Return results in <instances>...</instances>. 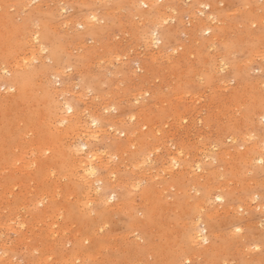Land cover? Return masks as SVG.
I'll list each match as a JSON object with an SVG mask.
<instances>
[{
  "label": "rangeland",
  "instance_id": "rangeland-1",
  "mask_svg": "<svg viewBox=\"0 0 264 264\" xmlns=\"http://www.w3.org/2000/svg\"><path fill=\"white\" fill-rule=\"evenodd\" d=\"M143 1L0 0V170L7 168L0 173V264H7L4 261L11 257V264H67L68 253L78 251L88 235L97 238L93 243L84 241V251L78 252L81 259L71 261L73 264H264V0H145L147 8ZM153 9L154 17H147ZM156 29L159 43L150 42L151 38L146 41L145 33L152 35ZM207 29L210 34L205 32ZM37 33L38 46L32 40ZM21 59H34L30 69L38 73L23 95L11 93L7 84ZM47 86L57 93V101L65 108L74 106V110L66 111L68 116L78 111L83 121L98 118L99 128L103 125L106 130L91 144L84 137L78 139L76 133L64 142L84 147L82 157L94 150L104 163L110 161V167L98 169L99 177L104 179L99 192L112 206L103 213L94 195V212L90 216L81 213L78 207L83 208L81 204L87 202V191L74 176L72 179L71 165L52 167L46 174L54 168L58 172L51 175L53 178L45 176L51 179L46 181L43 174L47 169L38 170L39 165L34 163L35 158H47L37 157L45 140V134L39 133V121L43 120V90ZM129 132H137L131 139L136 145L128 151L119 150L114 144L126 147ZM36 143L41 144L36 147L38 152L32 147ZM178 150L180 166L174 167L175 175L167 162ZM143 155L149 159L139 164L144 162ZM18 156H24L26 162ZM28 158L31 165L27 168H33L28 169L33 170L32 175L26 174ZM20 163L24 167L18 166ZM95 163L99 165L100 161ZM184 165L191 169L181 179ZM8 169H16L12 170L15 176ZM22 169L25 173L20 172ZM111 170L117 175L108 174ZM62 175L65 178L58 180ZM126 179L132 182L128 180L132 185L127 190ZM120 181L123 185H116ZM28 183L34 187L27 188ZM53 185H59L61 192L52 189ZM134 185L139 186L137 190ZM6 188L9 190L4 193ZM51 189L62 198L48 196L54 192ZM41 195L49 198L45 204L50 207L45 211L43 206L37 210L33 206ZM218 196L224 197L223 203L217 201ZM59 197L61 201L56 200ZM127 197L129 202L121 206L126 213L115 210L118 201ZM198 199L204 200L205 208L193 213ZM77 200L83 201L79 205ZM44 217L54 226L47 227ZM190 222L206 230L208 241H202L200 248L208 252L188 251L184 233ZM69 223L67 231L64 227ZM48 228L55 235H50ZM23 238L29 240L26 244L31 249L21 247L26 242ZM51 240L59 241L56 245L63 249L55 248ZM44 250L54 259L44 257L49 255ZM41 257L47 261H40Z\"/></svg>",
  "mask_w": 264,
  "mask_h": 264
},
{
  "label": "bare ground",
  "instance_id": "bare-ground-1",
  "mask_svg": "<svg viewBox=\"0 0 264 264\" xmlns=\"http://www.w3.org/2000/svg\"><path fill=\"white\" fill-rule=\"evenodd\" d=\"M78 1V0H77ZM81 2V1H80ZM148 3V1H143V3L142 2H140V3H142L143 5H145V4H147ZM138 3V5H141V4H139V2H137ZM150 3V2H149ZM55 4V3H54ZM133 5L136 7L137 5H136V3H133ZM151 5L152 6H154L155 4H152V2H151ZM154 7H156V6H154ZM153 7V8H154ZM152 9V8H151ZM155 10L153 9V10H151V11H149L148 12V14H147V17H150V18H153L154 17V15L152 14L153 12H154ZM158 11V10H157ZM200 21H202L203 19H199ZM101 23V22H100ZM89 23H86V25H88ZM205 24V23H204ZM204 24H201V25H204ZM206 25V24H205ZM89 28V27H88ZM87 28V29H88ZM87 31H89V30H87ZM207 34H210L211 33V30L210 29H207L206 31H205ZM30 35H32V34H30ZM44 35V34H43ZM32 36H34V37H32V40L34 41V44L36 45L37 43H39L40 44V35H39V33H37V34H35V35H32ZM82 36V35H81ZM145 36H146V41L147 40H149L150 41V38L152 39L150 42H154V43H159V41H158V38H157V36H158V30L156 29L153 33H152V35H150V33H148V32H146L145 33ZM152 36V37H151ZM46 36H44V38H45ZM27 38H29V37H27ZM43 38V39H44ZM24 39V38H23ZM27 40V39H26ZM31 40V38L29 39V41ZM31 40V41H32ZM32 41V42H33ZM156 41V42H155ZM35 42H37V43H35ZM29 43V42H28ZM31 43V42H30ZM43 45V44H42ZM150 45H151V43H150ZM150 45H147V46H149L150 47ZM29 46H30V44H29ZM32 46V45H31ZM37 46H38V44H37ZM36 46V47H37ZM32 48H34V47H32ZM39 49H40V47H39ZM47 49V48H46ZM42 50V49H41ZM44 50V49H43ZM29 51V50H28ZM35 51H37V49L35 50ZM28 53V52H27ZM57 55V53H55L54 55H53V57L54 56H56ZM29 57V56H28ZM30 58V57H29ZM160 59V58H159ZM16 60V59H15ZM32 60V59H31ZM31 60H28V59H21V60H19L18 62H17V65H15V68L13 69L14 71H13V77H12V79L10 80V81H8L7 82V84L9 85V90H11V93L13 92H19L21 95H23L24 93H25V91L26 90H28V87H30V84H31V82H32V77L33 76H35L36 74H38L37 72H36V70L33 68V69H30V65L32 66V63H33V61H34V59L31 61ZM12 63V62H11ZM10 65V64H9ZM11 67V66H10ZM3 68V67H2ZM5 69H7V68H5ZM2 70V69H1ZM6 71V70H5ZM5 71H2V72H4L5 73ZM10 71V70H9ZM12 72V71H11ZM1 76V75H0ZM49 77V76H48ZM42 82V81H41ZM38 83V82H37ZM43 92H44V107H45V111H44V114H43V120L42 121H44V122H42L41 120V122L39 121V124H41V126H42V130H41V132H39L40 133V135H43V134H45V140H44V142L42 143V147H41V149L43 148V151H41V149L40 148H38L39 146V144L38 143H36L37 144V146H34L33 144H32V147H34L35 149H36V147L38 148V150H39V152H38V150L36 149L35 151H37L38 152V154H39V156H37V157H47L46 159H39V158H35V160H34V163L35 164H37V166L39 165V169L38 170H45V169H47V170H45L46 172H45V174H43L44 176L43 177H45V176H50L49 178H53V176L51 177V175L54 173V174H57V172H58V170L56 171V166L57 165H62V164H65L66 166H68V164L69 165H71L72 166V174H71V176H72V179H74L75 180V178L77 179L76 181H78V183L80 182V184L84 187V188H86V191L87 192H84L85 193V196L88 198V200H87V198H86V200H87V202H85V200H84V202L85 203H83V204H81L82 206H83V208L82 207H78V208H80V209H82L81 210V213H82V211L84 212V214H86L87 216H90L93 212H94V208L92 209L91 208V205L93 204V200L95 199L94 197H98L97 198V200H96V202L99 200V206H100V209H102V211H101V213H103V212H105V211H107V210H109L110 209V207H112L110 204H108V201H107V199H105V197H104V195L102 194V193H100L99 192V190L100 189H102L103 187H102V184H101V182H103V180L104 179H102V178H100L99 177V174H98V169L99 168H107V167H110L111 166V164H110V166H108V164L110 163V161H108V160H106L107 162L106 163H104V160H103V158H101L100 157V155L99 154H97V153H95L94 152V150H92V152H94V153H90V155H88L87 156V154H86V157H82V150H83V148L84 147H82V149H79L78 147H73V143H71V145L72 146H70L69 145V142L68 143H64L65 142V140H71V134H74V133H76V135H78L77 136V138L79 137V136H81L82 138L84 137L85 138V141L88 143V144H91V141L92 140H97V139H99L100 137H101V133L102 132H106V130H104V126L102 125L101 126V128H99L100 126H98V123H100L101 122V120L100 119H98V118H96V120L94 119L92 122L90 121V122H86V121H83L82 120V118H81V114L78 112V111H76L75 113H73L72 115H70V116H68L67 114H66V111H69V109H71V111L72 110H74V106H67L66 108L64 107L65 105L64 104H60L58 101H57V93L56 92H53L52 91V89H51V87H49V86H47V87H45V89L43 90ZM7 97V96H6ZM58 99H60V98H58ZM138 100V99H137ZM94 101V100H93ZM64 105V106H63ZM89 107V106H88ZM1 108L3 109L4 108V106L3 105H1ZM9 110V109H8ZM78 110V109H77ZM108 110V109H107ZM13 111V110H12ZM19 111H21V110H19ZM25 111V110H24ZM24 111H22V113L24 112ZM18 114H19V112H17ZM94 118V117H93ZM41 119H42V117H41ZM84 119V118H83ZM263 119H264V117H263ZM100 121V122H99ZM22 122V121H21ZM21 122H19L20 124H21ZM30 122V120H28V123ZM179 122V121H178ZM43 123V124H42ZM89 123H93L94 124V126L96 127V129L94 130L93 128H91V126H90V124ZM146 124V123H145ZM145 124H144V126H145ZM19 126V125H18ZM93 127V126H92ZM111 127L113 128V126L111 125ZM152 127V126H151ZM157 127V126H156ZM14 128H15V126H14ZM114 129V128H113ZM141 129H143V126H142V128ZM104 130V131H103ZM139 130V129H138ZM164 130V129H163ZM141 131H143V130H141ZM32 132V131H31ZM27 133V132H26ZM122 133V132H121ZM135 133H137V132H129V138L127 137L126 139H129L130 140V142H132V143H128V145H126V147H124L123 148V146L119 143L118 145H115L114 144V146H117L118 148H119V150H121V149H125V151H128V150H126L127 148L129 149L130 147L132 148V147H134L135 145H136V143L134 144L133 143V140H131V139H133V135L135 134ZM28 134V133H27ZM27 134H26V136H27ZM34 134V133H33ZM106 134V133H105ZM23 136V135H22ZM25 136V137H26ZM73 136V135H72ZM157 136V135H156ZM171 136V135H170ZM25 137H23V139L25 138ZM33 137V136H32ZM109 137H111V136H109ZM74 138H76V137H74ZM73 138V139H74ZM83 138V139H84ZM169 138V137H168ZM178 138V137H177ZM79 139V138H78ZM87 139V140H86ZM75 140V139H74ZM81 140V139H80ZM147 140V139H146ZM24 141V140H23ZM22 141V142H23ZM110 141V140H109ZM172 141V140H171ZM21 142V141H20ZM19 142V143H20ZM36 142V141H35ZM85 142V144H87ZM169 142V141H168ZM93 143H95V142H93ZM166 143V142H165ZM83 144V143H82ZM84 144V145H85ZM19 145V144H18ZM17 145V146H18ZM21 145V144H20ZM137 145H139V144H137ZM157 145V144H156ZM75 146V145H74ZM83 146V145H82ZM87 146L88 145H86L85 147L87 148ZM164 146V145H163ZM163 146H162V148H163ZM199 146V145H198ZM30 147H31V145H30ZM31 147V148H32ZM81 147V146H80ZM159 147V146H158ZM14 148V147H13ZM18 148V147H17ZM33 148V149H34ZM121 148V149H120ZM157 148V147H156ZM155 148V149H156ZM160 148V147H159ZM15 149V148H14ZM19 149H20V147H19ZM94 149H96V148H94ZM99 149V148H98ZM154 149V148H153ZM152 149V150H153ZM167 149V148H166ZM130 150V149H129ZM132 151H133V149H131ZM151 150V151H152ZM157 150H158V148H157ZM157 150H155V152L157 151ZM163 150V149H162ZM161 150V151H162ZM180 150V149H179ZM178 150V151H179ZM34 151V152H35ZM80 151H82L81 153H80ZM90 151V150H89ZM97 152H98V150H96ZM154 151V150H153ZM160 151V152H161ZM13 152V151H12ZM15 152V151H14ZM19 152V151H18ZM34 152H33V154H34ZM37 152H35V154L37 153ZM120 152H123V153H125L123 150L122 151H120ZM147 152H150V150L148 151L147 150ZM180 152V151H179ZM179 152H177V154L176 155H174V157H171L170 158V160H169V162H167L168 164H169V167H170V169L172 170V172H173V169H174V167H179L180 166V157H179V155L178 154H181V152L179 153ZM15 153H17V152H15ZM22 153H24V152H22ZM27 153H29V152H27ZM31 153V152H30ZM141 153H143V150H141ZM48 154H49V156H48ZM108 154V153H107ZM121 154V156L123 155L122 153H120ZM152 153H150V154H148L149 156L151 155ZM154 154V153H153ZM158 154H159V152H158ZM171 154H173V153H171ZM202 154H203V152H202ZM103 155V154H102ZM114 155V154H113ZM116 155V154H115ZM125 155V154H124ZM177 155H178V157H177ZM32 156V155H31ZM35 156V155H34ZM117 156V155H116ZM120 156V155H119ZM126 156V155H125ZM144 157V162L143 163H139L138 161H137V163H139V164H145V162H147V160L149 159V157H147V158H145V155H143ZM154 156V155H153ZM159 155H157V156H155V157H158ZM160 156H162V155H160ZM159 156V157H160ZM170 156V155H169ZM189 156H190V154H189ZM22 157V156H21ZM36 157V156H35ZM118 157V156H117ZM123 157V156H122ZM18 158H20V156H18ZM31 158V157H30ZM34 158V157H33ZM21 159V158H20ZM19 159V160H20ZM23 159H25V161H22L23 163L24 162H26V158L23 156ZM23 159H21V160H23ZM155 159V158H154ZM19 160H17V161H19ZM31 159H29L28 158V163L27 164H25L26 165V169H27V172H26V174L28 173H31V175H32V172H33V170H30L29 172H28V169L30 168V166H29V168H27V166H28V164H29V161H30ZM33 160H32V162H30V163H33ZM97 160H99L100 161V164L98 165V164H96L95 162L97 161ZM163 160H165V159H163ZM167 160V159H166ZM198 160V159H197ZM15 161V160H14ZM136 161V160H135ZM151 161H152V159H151ZM21 162V163H22ZM113 162H114V159H113ZM11 163H13V165H17V164H15L16 163V161H15V163L13 162V161H11ZM20 163V165L18 164V166H20L21 168L22 167H24L23 166V164H21ZM166 163V164H167ZM113 164V163H112ZM132 165H134L133 163H131ZM130 164V165H131ZM183 164V163H182ZM29 165H31V164H29ZM137 165V164H136ZM135 165V166H136ZM33 166H34V169H36L35 167H37V166H35L34 164H33ZM32 166V167H33ZM55 166V168H54V170H53V172H50L49 174H46L47 173V171H50V169L52 168V167H54ZM123 166V165H122ZM134 166V167H135ZM139 166V165H138ZM142 166V165H141ZM189 166V165H188ZM14 167V166H13ZM13 167H11V168H13ZM17 167V166H16ZM121 167V166H120ZM134 167H132V168H134ZM137 167V166H136ZM9 168V167H8ZM21 168H17V169H21ZM25 168H23V169H25ZM113 168V167H112ZM111 168V169H112ZM118 168V167H117ZM125 168H126V166H125ZM124 168V169H125ZM167 168H168V166H167ZM166 168V169H167ZM189 168L191 169V167H186V165H184V167L183 168H181V172H180V170H179V172H177V174L179 173V178H184L185 177V173L184 172H187V173H190L188 170H189ZM3 169V168H2ZM0 170V173L2 172V171H5L6 169H3V170ZM21 170L20 172H22L23 173V171H24V173H25V170ZM30 169H33V168H30ZM49 169V170H48ZM53 169V168H52ZM51 169V170H52ZM140 169V168H139ZM165 169V168H164ZM197 169V168H196ZM11 170V169H10ZM9 169L7 170L9 173H11L12 175H14L15 176V174L13 173L15 170L14 169H12L13 170V172H12V170L10 171ZM19 170H18V172H19ZM37 170V171H38ZM115 170V169H114ZM127 170V169H126ZM131 170V169H130ZM136 170V169H135ZM135 170L133 169L132 171L133 172H135ZM169 170V169H168ZM17 171V170H16ZM32 171V172H31ZM54 171H56V173L54 172ZM112 171V170H111ZM117 171V170H116ZM115 171V172H116ZM145 171V170H144ZM149 171V170H148ZM69 172V171H68ZM110 172V171H109ZM138 172V171H137ZM161 172H162V170H161ZM170 172V171H169ZM172 172H170L171 174H172ZM151 173V172H150ZM156 173V172H155ZM173 173H175V175H176V172H173ZM186 173V174H187ZM8 174V173H7ZM18 174V173H17ZM53 174V175H54ZM108 174H110V175H117V174H114V172L112 171V173H108ZM169 173L167 172V175H168ZM171 174H169V175H171ZM1 175V174H0ZM30 175V174H29ZM67 175H68V177H69V175L70 174H66V176H65V174H64V176L65 177H67ZM143 175V174H142ZM148 175V174H147ZM152 175V174H151ZM159 175V174H158ZM200 175V174H199ZM18 176V175H17ZM63 175H62V177H60V178H58V180H60L61 178L63 179V177H64ZM73 176L75 177V178H73ZM137 176V175H136ZM162 176V175H161ZM3 177V176H2ZM56 177V176H55ZM64 177V178H65ZM109 177V176H108ZM117 177V176H116ZM138 177V176H137ZM148 177V176H147ZM169 177V176H168ZM171 177V176H170ZM175 177V176H174ZM200 177H204V176H200ZM1 178V177H0ZM153 178V177H152ZM163 178V177H162ZM43 179H47L48 180V178H43ZM55 179V178H54ZM54 179H52V180H54ZM62 179H61V181H62ZM66 179H68L69 180V178H66ZM66 179H64V180H66ZM110 179V178H109ZM108 179V180H109ZM115 179V181H116V178H114ZM134 179V178H133ZM150 179V178H149ZM181 179H180V181H181ZM203 179V178H202ZM46 180V181H47ZM51 179H49L48 181H50ZM56 180H57V178H56ZM56 180H54L55 181V185H56ZM57 180V181H58ZM127 180V179H126ZM129 180V179H128ZM128 180H127V182H128ZM136 180H138V178L136 179ZM165 180H166V177H165ZM75 181V182H76ZM110 181V180H109ZM130 181V180H129ZM134 181V180H133ZM197 181H198V183H199V178L197 179ZM31 182H33V179L31 180ZM59 182V181H58ZM112 182V181H111ZM113 182H114V180H113ZM131 182V181H130ZM130 182H128L127 184H126V186H124V188L127 190V188H129L130 189V187H131V183ZM60 183L61 182H59V185H60ZM63 183H64V181H63ZM77 183V182H76ZM96 183H99V187H98V185L96 186ZM119 183H123V181H120V182H118V183H116V185H118ZM136 182H134V184H135ZM21 184H22V182H21ZM20 183L18 184V185H16V184H13V188L11 189L10 187V189L11 190H13L14 189V186L16 185L17 186V188L21 185ZM28 184H30V185H28ZM28 184H26V186H27V188L29 187V186H33V184L32 183H28ZM139 185H140V183H138ZM55 185H53V187H55ZM58 185V187H59V189H58V187L56 188H52V189H54L55 191L57 190V192L61 189L60 188V186ZM101 185V186H100ZM115 185V183L112 185V188H114L113 186ZM120 185V184H119ZM123 185V184H122ZM173 185V184H172ZM25 186V187H26ZM57 186V185H56ZM63 186V185H62ZM121 186V185H120ZM11 187H12V185H11ZM25 187H24V189H25ZM34 187V186H33ZM69 187H70V185H69ZM115 187H118L119 188V186H115ZM138 185H134L133 186V189H135V190H137L138 189ZM168 187H170V186H168ZM117 188V189H118ZM1 189V188H0ZM34 189H36V188H34ZM51 189V192H53L54 190H52ZM62 189H64L63 187H62ZM73 189V188H72ZM168 189V188H167ZM166 189V190H167ZM172 189V188H171ZM1 190H3V188L1 189ZM7 190H9L8 188H6V189H4V193H7ZM11 190H10V192H11ZM23 189L21 188V190L20 191H22ZM31 190H33V188H31ZM125 190V191H126ZM163 190V192H164V190H165V188H163L162 189ZM211 190V189H210ZM19 191V190H18ZM24 191V190H23ZM34 191V190H33ZM54 191V192H55ZM70 191H71V189H70ZM69 191V193L72 195V197L74 196V197H76L75 196V194L73 195L72 194V191L70 192ZM84 191V190H83ZM134 191V190H133ZM10 192L8 191V193L10 194ZM14 192V191H13ZM13 192H11V194L13 193ZM26 192V191H25ZM29 192H30V190H29ZM54 192L52 193V194H48V196L49 195H51V198H55L54 197V195H56V193L57 192H55V194H54ZM59 192H61V191H59ZM82 192V191H81ZM144 192H146V191H144ZM180 192H182V191H180ZM18 193V192H17ZM31 193V192H30ZM44 193V192H43ZM46 193V192H45ZM44 193V194H45ZM74 193V192H73ZM130 193V192H129ZM135 193V192H134ZM186 193V192H185ZM42 194V193H41ZM43 194V195H44ZM62 194V193H61ZM197 194V193H196ZM4 196H5V198H6V196H8V197H10V195H5V194H3ZM14 195H15V192H14ZM22 195V194H21ZM37 195H38V192H37ZM39 195H40V193H39ZM43 195H41L42 196V198L40 199L39 197V200H38V202H37V200L36 201H34V202H31V204L33 203H36V204H32L33 206H35L34 208L37 210V209H40V207H42L43 206V210L45 211V209H47L48 207H50V206H47L45 203V201L46 200H49V198L48 199H46L45 197L47 196L46 194V196H43ZM52 195H53V197H52ZM58 196L60 195V193H58L57 194ZM57 195H56V197H57ZM69 194H67L66 196H68ZM71 195H69V197L71 198ZM82 195H84L83 193H82ZM94 195V197H93V199H92V196ZM96 195V196H95ZM20 196V195H19ZM31 196V195H30ZM60 197L62 198V196L60 195ZM59 197V198H60ZM218 197H219V199H218ZM217 197V201L218 202H220V203H223L224 202V197L223 196H218ZM26 198H27V196H26ZM59 198H57L56 200L58 201V200H60L61 201V198L59 199ZM66 198H68V197H66ZM112 200L115 198V195H113L112 197ZM122 198V197H121ZM161 198V197H160ZM168 198V197H167ZM209 198V197H208ZM1 199V198H0ZM9 199V198H8ZM10 199H11V197H10ZM73 199V198H72ZM75 199V198H74ZM77 199V198H76ZM84 199V198H83ZM2 200V199H1ZM52 200H55V199H52ZM79 200V199H78ZM78 200H77V202L76 203H82V201H80V202H78ZM110 200V199H109ZM111 200V201H112ZM121 200V199H120ZM127 200H128V202H129V199H128V197L125 199L124 198V200L123 201H118L119 203L117 204V206L119 207L120 206V208H118L117 206V208L115 209L114 207V209L115 210H117L118 212H120L119 210L120 209H122V211L121 212H124V210L125 209H123V207L121 208V206H124V204L126 205L127 203ZM139 200V199H138ZM5 202L7 201V200H4ZM26 201V200H25ZM25 201H23V202H25ZM67 201V200H66ZM69 201H71V200H69ZM74 201V200H73ZM135 201H136V199H135ZM204 201V200H203ZM203 201H201V199H198L197 201H195L194 202V206L192 207V209H193V213H196L197 211L199 212L202 208H205V205H203L205 202H203ZM1 202V201H0ZM8 202V201H7ZM26 202H28V201H26ZM68 202V201H67ZM72 202V201H71ZM94 202H95V200H94ZM131 202V201H130ZM132 202H133V200H132ZM10 203V202H9ZM29 203V202H28ZM110 203V202H109ZM188 203V202H187ZM0 204H2V203H0ZM30 204V203H29ZM29 204H27V205H29ZM72 204H74V202L72 203ZM77 204V205H78ZM134 204V203H133ZM133 204L131 205V206H133ZM9 205V204H8ZM24 204L22 203V206H23ZM80 205V204H79ZM109 205H110V207H109ZM149 205V204H148ZM19 206H21V204L19 205ZM21 206V207H22ZM26 206V204L24 205V207ZM61 206V205H60ZM65 206V207H64ZM136 206V205H135ZM1 207V206H0ZM2 207H3V205H2ZM62 207H64L63 209L64 210H66V205H63ZM62 207H60V209L62 208ZM26 208V207H25ZM32 208V207H31ZM126 208V207H125ZM6 209V208H5ZM9 209V208H8ZM18 209V208H17ZM16 209V210H17ZM59 209V208H58ZM57 209V210H58ZM60 209H59V211H60ZM128 209V208H127ZM42 210V209H41ZM42 210V211H43ZM112 210V209H111ZM114 210V211H115ZM6 211V210H5ZM9 211V210H8ZM62 211V210H61ZM60 211V212H61ZM128 211V210H127ZM3 212H4V210H3ZM11 212V211H10ZM16 212V211H15ZM21 212H23V211H21ZM50 212V211H49ZM56 212V211H55ZM59 212V213H60ZM7 213V212H6ZM45 213H47V212H45ZM125 213H126V210H125ZM4 214H5V212H4ZM25 214V213H24ZM23 214V215H24ZM56 214H58V213H55L54 215H56ZM138 214V213H137ZM63 215V214H62ZM113 215V214H112ZM111 215V216H112ZM132 215L134 216V218H136L135 216H136V214H134V213H132ZM94 216V215H93ZM17 217V216H16ZM25 217V216H24ZM46 217V216H45ZM45 217H44V219H45ZM50 216H48V218H49ZM51 217H53V214H52V216ZM50 217V218H51ZM56 217V216H55ZM62 217V216H61ZM115 217V216H114ZM12 218V217H11ZM19 218V217H18ZM57 218L58 217H56V219H55V222L57 221ZM10 219V218H9ZM46 219H47V217H46ZM46 219H45V221H44V223H46ZM60 219V218H59ZM95 219V218H94ZM115 219V218H114ZM199 219H201V218H199ZM24 220V219H23ZM53 220V219H52ZM96 220V219H95ZM107 220V219H106ZM109 221V220H108ZM25 222V221H24ZM36 222V221H35ZM40 222V221H39ZM104 222H105V220H104ZM0 223L2 224V222L0 221ZM4 223V222H3ZM43 223V224H44ZM13 224H14V222H13ZM105 224H107L106 222H105ZM4 225H5V223H4ZM10 225V224H9ZM18 225V224H17ZM21 225V224H20ZM23 225V224H22ZM33 226H34V224H32ZM37 225H38V223H37ZM37 225H35V226H37ZM39 225H40V223H39ZM39 225H38V228H39ZM46 225H47V227H48V223H46ZM51 225H53V223L51 224ZM51 225H49V227L51 226ZM76 225V224H75ZM0 226H3V225H0ZM8 226V225H7ZM12 226H14V225H12ZM32 226V228H35V227H33ZM54 226V225H53ZM52 226V227H53ZM69 226H70V223H69V225H67V226H65L64 227V229L66 228L67 229V231L68 230H70V229H68L69 228ZM73 226V225H72ZM201 226V225H200ZM5 227V226H4ZM18 227V226H17ZM43 227V226H42ZM71 227V226H70ZM135 227V226H134ZM14 228V227H13ZM20 228H21V226H20ZM29 228V227H28ZM31 228V227H30ZM31 228V229H32ZM51 228V227H50ZM50 228H48L49 229V231H48V229H47V231H48V233L50 234V233H52L51 231H50ZM106 228V227H105ZM2 229V228H1ZM9 228L8 227H6V230H8ZM18 229V228H17ZM40 229H42V228H40ZM44 229V228H43ZM65 229V230H66ZM14 230H15V228H14ZM32 230H34V229H32ZM32 230L30 231V232H32ZM46 230V229H45ZM56 230V229H55ZM60 230H63L62 228L60 229ZM65 230H64V232H65ZM72 230V229H71ZM1 231V230H0ZM9 231V230H8ZM17 232H18V230H16ZM40 231V230H39ZM46 231V232H47ZM54 231V230H53ZM57 231H58V229H57ZM66 231V232H67ZM79 231H80V229H79ZM6 232V231H5ZM16 232V233H17ZM37 233V231H34V233ZM55 232V231H54ZM63 232V233H64ZM71 232V231H70ZM81 232V231H80ZM131 232V231H130ZM34 233H32V234H34ZM61 233V232H60ZM59 232L57 233L56 232V234H59V235H62L63 233H61L60 234ZM204 233H206V230L203 228L202 230H199V225L198 224H196V223H194V222H190V224H189V227L188 226H186V228H185V233H184V241H185V246H187V249H188V251L189 252H191V253H193V252H195L194 254H197V253H199L200 252V250L203 252L204 250H202L201 248H200V246H201V244H202V241H204V242H207L208 241V238H207V236L204 234ZM1 234V233H0ZM12 234V233H11ZM47 234V233H46ZM49 234H48V236H49ZM53 234V233H52ZM65 234V233H64ZM68 234V233H67ZM88 234V233H87ZM3 235V234H2ZM38 235V234H37ZM39 235H41V234H39ZM51 235V234H50ZM53 235H55V234H53ZM66 235V234H65ZM95 236L97 235V233L96 234H94ZM119 235V234H118ZM203 235H204V237H203ZM29 236V235H28ZM35 236V235H34ZM48 236L47 235H45L44 237H47L48 238ZM76 237H75V239H77L78 237H77V233H76V235H75ZM123 236V235H122ZM50 238H52V236L50 237L49 236V239ZM54 238V237H53ZM72 238H74V236L72 237ZM71 238V239H72ZM96 238L97 237H91V235H88L87 237H85V240H82L81 241V243L79 244V250L80 251H84V248H85V245H84V241H89L90 243L92 242H95V240H96ZM23 239H25L26 240V238H23ZM29 239V238H28ZM83 239V238H82ZM106 239V238H105ZM112 239V238H111ZM117 239V238H116ZM127 239V238H126ZM24 240V241H25ZM57 240V239H56ZM129 240V239H128ZM23 241V240H22ZM23 241V242H24ZM52 241V240H51ZM55 241V240H54ZM69 241V240H68ZM27 242H29V240L27 241L26 240V242H24L25 244L27 243ZM44 242V241H43ZM53 242V241H52ZM56 242V241H55ZM59 242V241H58ZM58 242H56V243H54L55 244V248L57 247V245H58ZM61 242H62V240H61ZM21 243V242H20ZM22 244V248H24L23 247V245L25 246V247H28V248H30L29 246H28V244ZM63 243V242H62ZM6 244V243H5ZM39 244V243H38ZM57 244V245H56ZM63 244H66V242H64ZM62 244V245H63ZM68 244V243H67ZM89 244V243H88ZM117 244V243H116ZM115 244V245H116ZM48 245V244H47ZM50 246H48V247H50V250H51V245H53L52 243H50L49 244ZM6 246H8V245H6ZM16 246V245H15ZM38 246V245H37ZM60 246V245H59ZM58 246V247H59ZM64 246V245H63ZM67 246V245H66ZM4 247H5V245L3 246V248L2 249H4ZM47 247V248H48ZM53 247V248H54ZM57 247V248H58ZM65 247V246H64ZM17 248V247H16ZM28 248H26L28 251H30L31 252V248L30 249H28ZM36 248V247H35ZM60 248H62L61 246H60ZM66 248V247H65ZM64 248V249H65ZM68 248V247H67ZM106 248V247H105ZM1 249V250H2ZM49 249V248H48ZM63 249V248H62ZM99 249H100V247H99ZM13 250V249H12ZM26 250V251H27ZM43 250V249H42ZM79 250L78 251H76V252H74L72 255H69V253H68V255H67V257H68V259H67V257L66 256H64V257H66V259L68 260V263L69 264H71L72 262H78L80 259H81V254L80 253H78L79 252ZM208 250V249H207ZM207 250H205L204 251V253H206V252H208ZM25 251V250H24ZM36 251V250H35ZM100 251V250H99ZM98 251V252H99ZM103 251H105V249L103 250ZM2 252V251H1ZM32 252H33V250H32ZM31 252V253H32ZM37 252H39V250H37ZM44 252H47V251H45L44 250ZM23 253V252H22ZM47 253H49V255H46V256H44V257H49V258H51L52 256H54V255H52V256H50V252H47ZM83 253V252H82ZM102 252L100 251L99 252V254H101ZM201 253V252H200ZM5 254H7V253H5ZM45 254V253H44ZM52 254V253H51ZM98 254V255H99ZM83 255V254H82ZM103 255V254H102ZM1 256H4V253L1 255ZM85 256V254L83 255V257ZM197 256V255H196ZM5 257H7V256H5ZM4 257V258H5ZM47 257V258H48ZM82 257V258H83ZM101 257V256H100ZM14 258V257H13ZM12 257L11 258H9V261H4V262H10V261H12V263H14L13 262V259ZM47 258L46 259H44L45 261H47ZM48 258V259H49ZM53 259H54V257H52ZM51 258V259H52ZM3 259V258H2ZM1 259V260H2ZM11 259H13V260H11ZM43 259H42V257H41V259H40V261L42 260L43 261ZM62 259V258H61ZM64 259V258H63ZM62 259V260H63ZM5 260V259H4ZM7 260H8V257H7ZM57 260V259H56ZM65 260V259H64ZM181 260V259H180ZM17 261V260H16ZM44 261V262H45ZM57 261H59V259L57 260ZM70 261V262H69ZM72 261V262H71ZM93 261V260H92ZM43 262V263H44ZM63 262V261H62ZM66 262V260L64 261V263ZM99 262H101V261H99ZM7 263V264H8ZM32 263V262H31ZM40 264H42L41 262H39ZM39 263H35L34 262V264H39ZM60 262H58V264H59ZM67 263V264H68ZM6 264V263H5ZM10 264H11V262H10ZM17 264V263H16ZM28 264V263H27ZM44 264H50V262L49 263H44ZM57 264V263H56ZM73 264V263H72ZM75 264V263H74Z\"/></svg>",
  "mask_w": 264,
  "mask_h": 264
},
{
  "label": "snow or ice",
  "instance_id": "snow-or-ice-1",
  "mask_svg": "<svg viewBox=\"0 0 264 264\" xmlns=\"http://www.w3.org/2000/svg\"><path fill=\"white\" fill-rule=\"evenodd\" d=\"M143 7H144V8H147V7H148V5H147V4H145V5H143ZM69 111H71V109H69ZM218 199H219V197H218ZM236 231H237V232H239V231H240V229H239V228H237V229H236Z\"/></svg>",
  "mask_w": 264,
  "mask_h": 264
}]
</instances>
